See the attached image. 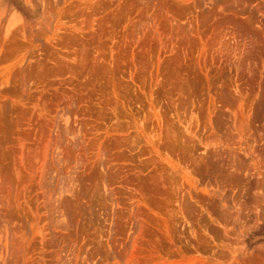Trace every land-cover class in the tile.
Wrapping results in <instances>:
<instances>
[{"label": "rangeland", "instance_id": "1", "mask_svg": "<svg viewBox=\"0 0 264 264\" xmlns=\"http://www.w3.org/2000/svg\"><path fill=\"white\" fill-rule=\"evenodd\" d=\"M0 264H264V0H0Z\"/></svg>", "mask_w": 264, "mask_h": 264}]
</instances>
